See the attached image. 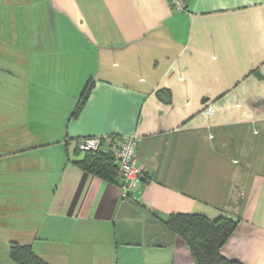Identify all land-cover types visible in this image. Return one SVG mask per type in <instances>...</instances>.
I'll return each mask as SVG.
<instances>
[{
	"label": "crops",
	"instance_id": "1",
	"mask_svg": "<svg viewBox=\"0 0 264 264\" xmlns=\"http://www.w3.org/2000/svg\"><path fill=\"white\" fill-rule=\"evenodd\" d=\"M184 1L0 0V191L11 176L43 191L44 173L50 264H114L133 246L194 264L178 237L151 244L173 213L239 218L222 254L264 264V0ZM131 135L145 178L129 193L80 164V138ZM10 195L1 206L31 203Z\"/></svg>",
	"mask_w": 264,
	"mask_h": 264
},
{
	"label": "trees",
	"instance_id": "2",
	"mask_svg": "<svg viewBox=\"0 0 264 264\" xmlns=\"http://www.w3.org/2000/svg\"><path fill=\"white\" fill-rule=\"evenodd\" d=\"M90 88L91 81L80 96L72 116L77 115L82 109ZM158 93L161 94L162 90ZM85 153L86 158L80 162L84 168L103 178L119 182L118 167L110 151ZM161 220L166 234L163 233V238H158V241L157 238H152L151 244L167 246L172 243L173 238L178 237L185 242L196 264H244L222 254V248L238 227L239 218L228 215L210 217L202 213H173ZM10 257L14 264H50L38 255L30 244L20 241L11 242Z\"/></svg>",
	"mask_w": 264,
	"mask_h": 264
},
{
	"label": "rangeland",
	"instance_id": "3",
	"mask_svg": "<svg viewBox=\"0 0 264 264\" xmlns=\"http://www.w3.org/2000/svg\"><path fill=\"white\" fill-rule=\"evenodd\" d=\"M43 174L44 173L39 174L40 177H38L37 181L45 185V190L39 192L29 191V189L22 184L21 186H19V178L12 176L4 178V180L7 181L6 183L14 181V190L9 191L8 189L2 187L3 191H0V196H6L7 198L12 199L13 195L8 196V194H15L16 191V193L18 194L17 196H24L26 198L25 203L28 201H31V203L28 205H22L20 207L18 205H14L15 208H11L9 205H0V264H14L10 257V240L12 236L9 230L14 231L18 227L25 228L26 231H29L31 233L28 237L29 239L26 240V243L30 244L33 250L42 258H44L45 255L39 254L37 252L39 251L38 248L40 250H43V252H45L48 256H50L49 254H52L55 251L52 248L46 249L42 247V245L46 244L47 242L45 240L37 239L41 238L45 231V227H43V225L45 224V219L48 218L47 212L45 211V201H47V196L50 194V191H48V187H51V185H48V182V184H46V177ZM57 225L58 227H60V223H57ZM63 235V237H57L59 238L57 240H50L48 242L49 245L56 246L58 244H62L61 238H67L66 234L63 233ZM36 244L37 248L35 247ZM140 247L144 248L145 244L144 246L142 245ZM131 249L132 250L127 253L126 257L122 258V261L120 262L115 256L114 264H171L173 258V248H162L157 253L149 252V250H137L136 246H133ZM147 249L151 248L149 247ZM188 253L190 258H192L193 256L191 252ZM66 256L67 258H69L70 254L67 253ZM193 262L194 264H196L195 260H193Z\"/></svg>",
	"mask_w": 264,
	"mask_h": 264
},
{
	"label": "built area",
	"instance_id": "4",
	"mask_svg": "<svg viewBox=\"0 0 264 264\" xmlns=\"http://www.w3.org/2000/svg\"><path fill=\"white\" fill-rule=\"evenodd\" d=\"M171 4L179 11L187 8L184 0H171ZM206 110L211 113L213 108L208 105ZM139 141L140 139L136 135L123 137L87 136L80 138L77 145L80 150L85 152L110 151L118 167L119 176L125 181V191L129 193L130 189L145 177L137 157Z\"/></svg>",
	"mask_w": 264,
	"mask_h": 264
}]
</instances>
